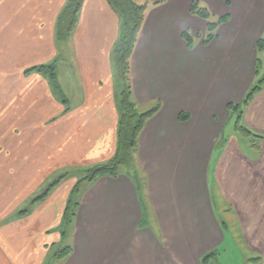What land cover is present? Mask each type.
Listing matches in <instances>:
<instances>
[{"label": "crops", "instance_id": "1", "mask_svg": "<svg viewBox=\"0 0 264 264\" xmlns=\"http://www.w3.org/2000/svg\"><path fill=\"white\" fill-rule=\"evenodd\" d=\"M140 1L150 7L131 58L133 96L141 110H159L144 125L131 167L81 184L62 240L77 177L18 208L55 170L114 157L122 19L108 0H84L61 46L57 19L67 0H0V137L22 129L13 169H3L0 150V264L50 257L53 264H233L221 253L233 238L244 264H264V88L243 111L248 137L231 130L228 108L243 98L258 62L264 70V46L260 60L257 51L264 0H199L214 16H230L209 41L194 0ZM60 51L56 77L66 102L46 73L27 72Z\"/></svg>", "mask_w": 264, "mask_h": 264}, {"label": "trees", "instance_id": "2", "mask_svg": "<svg viewBox=\"0 0 264 264\" xmlns=\"http://www.w3.org/2000/svg\"><path fill=\"white\" fill-rule=\"evenodd\" d=\"M84 0H67L65 6L60 12L57 19V39L61 46L66 44L71 33L74 31L79 18V13ZM111 7L116 10L122 19V31L118 42L114 47V64L116 77L118 80L120 94H119V107H120V121L118 127V143L117 150L112 159L107 162L99 163L94 166L88 167L85 170V176L79 179L74 188L72 195L68 198L67 205L64 209L63 220L60 225L62 229V240L67 238L70 234L72 220L76 214V210L80 204L79 197L81 184L85 181H93L100 176H118L122 166L131 167L135 161V153L139 148V137L144 128L147 120L159 110L156 106L149 110H141L138 102L133 96V83H132V70L131 58L134 52L140 31L143 27L147 11L150 3L140 0H108ZM155 2L154 4H156ZM191 10L194 14L199 15L208 22L206 40L209 41L215 36L217 28L228 20V15H219L214 19L211 10L203 6L199 0L192 2ZM264 46V39L258 41V48L262 49ZM55 60L51 64H43L35 66L27 70L44 72L48 75L53 88L56 90L57 77H56ZM264 88V75L260 76L248 90L244 100H242L240 111V127L248 134L252 133L242 122L244 108L254 99V97ZM63 100V99H62ZM63 102H66L63 100ZM235 104H231L233 107ZM184 117V116H183ZM260 137V135H258ZM65 178V176H62ZM61 179H58V183ZM52 184L45 193L37 196L34 203L43 199L48 195L49 191L56 185ZM26 210L20 212L25 213ZM71 251V247H64L59 257L67 256Z\"/></svg>", "mask_w": 264, "mask_h": 264}, {"label": "rangeland", "instance_id": "3", "mask_svg": "<svg viewBox=\"0 0 264 264\" xmlns=\"http://www.w3.org/2000/svg\"><path fill=\"white\" fill-rule=\"evenodd\" d=\"M214 16V15H213ZM215 18L218 16H214ZM230 16H228V20H229ZM227 20V21H228ZM260 40V39H259ZM62 47H60L61 49ZM62 50V49H61ZM257 51H258V59L260 60V48H258V43H257ZM63 51H60L57 56L54 58V60L51 62L53 63L55 60L57 61V63L59 62L60 59L63 58ZM50 63V64H51ZM257 67V73H256V77L253 80V82L251 83V85L260 78V76L264 75V70H262L260 72V62L257 63L256 65ZM250 85V87H251ZM250 87L248 88V90L250 89ZM63 89L64 86L63 84L59 81L57 82V86H56V96H58L60 98V96H62L59 100L62 101V99L64 98L63 96ZM248 90L246 91V93L244 94L243 98L240 101H234L229 103V112L230 115H232L233 120H232V125H231V130L232 131H236L235 134H239L242 136H246L248 137V133L246 131H244L243 129L239 128L240 127V122H239V117H240V111H241V105L242 100H244V98L246 97ZM252 102V101H251ZM231 104H235L232 106H230ZM7 130L1 134L0 137V150L1 152L6 156L3 160H2V164H3V169L5 168H10L13 169L15 167L16 164H13V155L16 152V144H17V139L19 135H22V129L21 128H16V127H10V128H6ZM140 139V137H139ZM139 147H140V141H139ZM139 155V148L137 149V152L135 153V160H137ZM124 167V166H122ZM127 167V166H125ZM86 169V168H85ZM85 170L82 169H77V167L73 166V167H61L57 170H55L51 175L48 176V178L46 179V181L42 184V186L38 189V191L33 194L32 198L29 199V201H26L27 203L22 205L20 208H18L19 210L25 207H28L27 205L28 202L33 201L34 197L39 196L40 194H42L44 191L48 190L49 187L56 183V181L58 179H61L62 176H65V178H70V177H77V180L83 178L85 176ZM76 180V181H77ZM74 188V186L72 187V189ZM72 189L69 192V196L70 194L72 195ZM76 197H79V194ZM32 203V202H31ZM26 205V206H25ZM21 215L20 213L14 214L9 216L8 218H6V220H14L16 219V216ZM241 242L239 238H233L231 239V241L226 242L223 247H221V253L222 255L226 256L227 259H231L233 264H244V257H243V252H242V248H241ZM53 260L49 261L47 264H53L55 261V257H50ZM60 259H62L63 257H59Z\"/></svg>", "mask_w": 264, "mask_h": 264}]
</instances>
